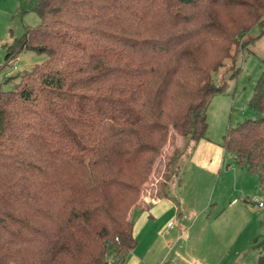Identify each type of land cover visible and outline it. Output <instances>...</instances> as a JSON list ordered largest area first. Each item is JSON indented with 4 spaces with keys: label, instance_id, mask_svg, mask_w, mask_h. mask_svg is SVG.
<instances>
[{
    "label": "trees",
    "instance_id": "obj_1",
    "mask_svg": "<svg viewBox=\"0 0 264 264\" xmlns=\"http://www.w3.org/2000/svg\"><path fill=\"white\" fill-rule=\"evenodd\" d=\"M32 8L38 22L3 57L46 54L0 88V264H122L136 242L128 213L169 129L188 151L205 137L207 104L224 88L213 73L262 17L264 0H35ZM260 60L253 114L225 127L220 145L264 190ZM257 246L264 264V236Z\"/></svg>",
    "mask_w": 264,
    "mask_h": 264
},
{
    "label": "rangeland",
    "instance_id": "obj_2",
    "mask_svg": "<svg viewBox=\"0 0 264 264\" xmlns=\"http://www.w3.org/2000/svg\"><path fill=\"white\" fill-rule=\"evenodd\" d=\"M34 1L0 0V88H8L19 73L46 58L34 50H22L8 63L3 58L11 39L38 22ZM263 54L264 14L238 37L234 57L224 59L213 73L214 81H223L224 88L207 104L205 137L220 142L225 127L253 114L247 101ZM185 139L169 129L136 206L128 213L136 242L122 264H257V243L264 236L263 206L252 201L264 204L257 177L237 166L229 153L224 161L228 167L223 165L219 177L187 171ZM157 196L169 202L159 214L137 206Z\"/></svg>",
    "mask_w": 264,
    "mask_h": 264
},
{
    "label": "crops",
    "instance_id": "obj_3",
    "mask_svg": "<svg viewBox=\"0 0 264 264\" xmlns=\"http://www.w3.org/2000/svg\"><path fill=\"white\" fill-rule=\"evenodd\" d=\"M221 142V141H220ZM220 142L212 140L208 137H202L196 140L188 151L187 156V166L185 169L187 171H192L194 174L204 175L202 172H207L209 174H215L217 177L220 175V170L224 165L226 160L225 154L226 150L220 145ZM227 164V165H226ZM224 166L228 167V163ZM244 170V169H243ZM236 169L233 170V173L236 174ZM219 173V174H218ZM241 177V173H239ZM246 191V190H243ZM164 196L155 197L150 201H146L140 205H137L140 208L147 209L151 208L155 214H159L162 210L167 208L169 202L166 201ZM132 234H133V225H132Z\"/></svg>",
    "mask_w": 264,
    "mask_h": 264
},
{
    "label": "built area",
    "instance_id": "obj_4",
    "mask_svg": "<svg viewBox=\"0 0 264 264\" xmlns=\"http://www.w3.org/2000/svg\"><path fill=\"white\" fill-rule=\"evenodd\" d=\"M252 201H254L257 204V206H262L263 205L261 201H258L256 199H252ZM249 203H251V201H249ZM167 225H170V222H168Z\"/></svg>",
    "mask_w": 264,
    "mask_h": 264
}]
</instances>
